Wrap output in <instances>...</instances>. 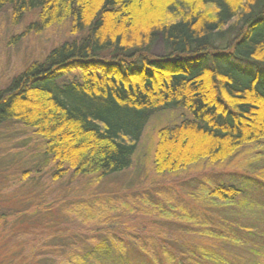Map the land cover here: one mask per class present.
<instances>
[{
    "label": "trees",
    "instance_id": "1",
    "mask_svg": "<svg viewBox=\"0 0 264 264\" xmlns=\"http://www.w3.org/2000/svg\"><path fill=\"white\" fill-rule=\"evenodd\" d=\"M5 6L15 24L37 10L25 31L68 23L80 34L0 88V123L16 120L40 137L53 179L126 170L158 111L187 115L156 132L158 174L221 163L264 139V0H0ZM201 189L222 207L242 193L236 182ZM135 199L138 209L150 204L145 193Z\"/></svg>",
    "mask_w": 264,
    "mask_h": 264
},
{
    "label": "rangeland",
    "instance_id": "2",
    "mask_svg": "<svg viewBox=\"0 0 264 264\" xmlns=\"http://www.w3.org/2000/svg\"><path fill=\"white\" fill-rule=\"evenodd\" d=\"M36 18L30 10L15 24L10 6L0 9V88L53 47L80 38L68 23L25 31ZM183 115L153 113L130 167L103 178L68 170L53 179L55 162L40 137L16 120L0 123V264H76V257L79 264H188L190 255L198 264H264V139L221 163L158 174L156 132ZM217 181L239 184L234 204L222 207L205 196L201 186L210 190ZM141 193L146 210L137 208ZM162 207L172 214L160 217Z\"/></svg>",
    "mask_w": 264,
    "mask_h": 264
}]
</instances>
